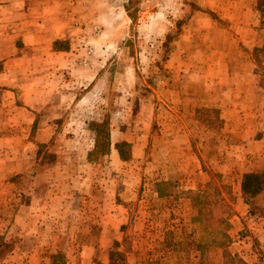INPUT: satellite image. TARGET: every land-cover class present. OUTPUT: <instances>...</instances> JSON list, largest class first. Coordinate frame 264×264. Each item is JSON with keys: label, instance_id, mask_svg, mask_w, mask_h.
Here are the masks:
<instances>
[{"label": "rangeland", "instance_id": "1", "mask_svg": "<svg viewBox=\"0 0 264 264\" xmlns=\"http://www.w3.org/2000/svg\"><path fill=\"white\" fill-rule=\"evenodd\" d=\"M240 6L257 47L218 48ZM64 11L74 20L53 49L82 69L50 78L67 120L42 164L0 178V264H108L110 252L112 264H264V191L243 198L239 186L264 172V110L245 127L224 111L247 87L264 103V0H76ZM212 28L216 45L204 46ZM252 136L256 157L236 142Z\"/></svg>", "mask_w": 264, "mask_h": 264}, {"label": "crops", "instance_id": "2", "mask_svg": "<svg viewBox=\"0 0 264 264\" xmlns=\"http://www.w3.org/2000/svg\"><path fill=\"white\" fill-rule=\"evenodd\" d=\"M72 1L0 0V178L7 175L34 174L33 167L42 164L41 160L46 154L44 146L53 137L55 128L65 125L66 105L60 97L63 92L56 86L51 87L50 78L54 74L68 71L75 73L82 69L80 60L75 65V56L71 53L53 49L54 42L62 40L65 24L74 20L70 19V13L63 12L68 3L75 5L76 0ZM252 13L251 9L240 6L239 11L233 14L235 18L230 23L229 30H220L219 35L222 37L219 36L217 47L223 49L226 46H238L247 51L257 47V30L249 18ZM215 31V28L208 31L212 35L207 44L202 43L204 46L216 45L213 38ZM218 53L217 63L222 64V52ZM239 57H243L244 62L252 61L248 55L240 52ZM67 67L71 70H67ZM223 67L227 76V65ZM244 71L235 74H239V78L254 77L252 71ZM89 72L86 70L85 73ZM56 94L58 96L54 99ZM257 95L255 87L241 89L235 96L237 100L235 99L232 107L228 106L224 111L238 113V123L244 127L250 125V121L258 122L260 118L254 119L259 113L247 114L250 111L264 110V103L257 100ZM217 109L223 111L219 107ZM221 119L219 116V129L222 125ZM258 137L239 138L236 142L250 144L252 157H256L259 154L252 147L257 138L264 141V132H259ZM41 148L43 151L40 152ZM228 155L230 154L227 152L219 153L218 160H230ZM238 156L243 159V152ZM222 168L226 169L224 166Z\"/></svg>", "mask_w": 264, "mask_h": 264}, {"label": "trees", "instance_id": "3", "mask_svg": "<svg viewBox=\"0 0 264 264\" xmlns=\"http://www.w3.org/2000/svg\"><path fill=\"white\" fill-rule=\"evenodd\" d=\"M197 111H199V110H197ZM205 112L213 113V114L216 113L215 110H211V109H200V111H199L200 114L201 113L203 114ZM209 119H213V118H207V115H205L204 117L200 118L199 122L201 124L205 125L206 127H210L212 124L209 121ZM217 122L220 123L218 118H217ZM105 125H106V123L102 122L100 124H95L94 127L97 129H101ZM104 130H105V127H104ZM99 134H97V136H99ZM103 135H104L103 136V142L105 143L104 145L108 146V137L105 136V134H103ZM97 140H95V144L97 143ZM239 186H240L241 195L243 196V198L246 196L251 197V196H254V195L264 191V172H260L259 174L246 173V174L241 175ZM211 245H213V242L211 241V234L209 232H207L205 238L203 239V241L201 242V244L199 246L201 257L205 253V250L207 249V247H210ZM4 247L5 246L3 244H0V260H2L4 257ZM223 254H225V253H223ZM112 256H114V254L112 252H110L108 264H112V260H111Z\"/></svg>", "mask_w": 264, "mask_h": 264}]
</instances>
